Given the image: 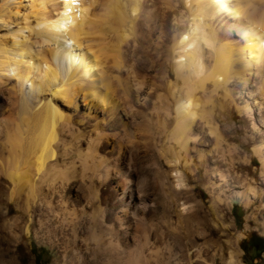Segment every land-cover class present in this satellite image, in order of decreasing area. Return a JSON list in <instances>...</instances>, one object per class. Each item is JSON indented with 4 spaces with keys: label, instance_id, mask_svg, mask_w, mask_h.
<instances>
[{
    "label": "bare ground",
    "instance_id": "bare-ground-1",
    "mask_svg": "<svg viewBox=\"0 0 264 264\" xmlns=\"http://www.w3.org/2000/svg\"><path fill=\"white\" fill-rule=\"evenodd\" d=\"M261 1L29 0V14L22 17L14 30H9L7 37L0 38V87L9 86V92L18 95L21 104L22 125L17 130L21 127L22 131H17V135L7 132L5 145L0 138L7 153L5 164L11 169V181L30 185L29 194L36 186L53 184L57 175H64L61 163L65 164L64 157L69 153L66 140L78 129L72 121L74 113L85 111L90 116L94 109L101 108L125 120L127 115L113 96L114 81L124 72L128 80L126 87L122 85L126 98L145 106L149 91L146 96L141 92L148 87L147 78L152 73L149 89L154 91L165 84L169 94L158 93L152 102L156 116L174 125L170 140L175 155L166 161L171 171L168 186L175 196L190 195L194 206L173 201L181 223L186 214L189 216L187 233L178 240L176 250L164 236L160 246L148 248L151 241L145 237L138 253L111 257L106 264H212L206 260L209 241L199 243L204 234L200 231H207L209 226L205 227L209 217L205 224L201 222L206 206L201 200L203 190L209 194L206 213L217 229L223 228V210L233 197L248 209L255 206L256 213L264 209V141L253 148L249 157H239L233 148L228 149L227 155L219 154L217 147L222 138L210 119L215 110L213 99L218 96L231 104L233 97L250 95L255 88L260 104L264 105ZM23 2L0 0L2 27L9 28L12 23L7 17L19 15ZM108 19L119 25V31L111 36L117 42L113 68L118 76L107 67V51L95 43L96 38L90 37L95 33L93 29H98L97 24ZM250 109L246 103L236 107L239 113L248 115ZM205 137L213 138L217 146V159L213 161L201 150L195 158L190 155L197 145L206 143ZM94 158L91 163L95 176L102 163ZM256 160L261 164L259 179L254 177L256 172L250 171L251 177L241 170L243 165L256 164ZM104 169L108 175L110 167ZM88 183L93 187L92 178ZM64 210L68 211L67 207ZM26 212L31 218L33 211ZM67 215L69 223L78 221L76 213L68 211ZM92 240L101 250L100 235L92 234Z\"/></svg>",
    "mask_w": 264,
    "mask_h": 264
},
{
    "label": "rangeland",
    "instance_id": "rangeland-1",
    "mask_svg": "<svg viewBox=\"0 0 264 264\" xmlns=\"http://www.w3.org/2000/svg\"><path fill=\"white\" fill-rule=\"evenodd\" d=\"M29 4V0H24L19 15L7 17L8 22L12 23L9 28L2 27L0 23V38L7 37L9 30H14L22 17L29 14ZM261 4L264 10V0ZM111 20L100 21L102 23L96 26L99 30L93 29L95 33L90 37L96 38L95 43L107 51L106 64L107 67L109 65V71L114 72L117 42L113 37L119 31V25ZM113 72L112 75H117ZM123 74L124 72H120L118 80L113 83V96L120 102L119 107H122L127 118L119 120L118 116H112L101 108L94 109L90 116H86L85 111L74 113L76 115L72 121L77 123L75 133L78 132L76 135L74 133V138L66 140L69 153L64 157L65 164L61 163L64 175H57L53 184L44 183L38 188L36 186L30 194V185L14 184L9 176L11 169L5 164L7 153L0 145V264H106V260L111 257L138 253L145 237L151 241L148 248L150 245L154 248L160 246L162 236L169 239L174 250L179 247L178 240L187 233L189 216L186 214L181 223L173 201L188 202L190 206H194V202L190 200V195H173L168 186L171 171L166 161L175 155L174 148L171 147L173 142L170 140L174 125L163 122V118H157L152 106L157 94L169 96L168 90L166 91L165 84L154 91L149 89L153 80V74L150 73L146 82L148 87L141 92L146 96V91H149L147 102L145 106L137 105L133 99L126 98V88L122 85L127 86L128 80ZM2 86L1 143L7 132L17 135V131L21 130V127L19 130L17 127L22 125L19 121L21 104L18 95L9 92V86ZM233 100L234 103L230 104L229 100L228 102L219 96L218 99H213L215 110L210 119L222 138L221 145L217 147L213 138L205 137L206 143L200 147L197 145L196 151L190 152L194 158L201 150L203 154H207L209 161H213L217 159L214 152L217 148L219 154L227 155L228 149L233 148L239 157H249L253 148L264 141V105L260 104L259 93L252 88L250 95L247 93L242 97L235 96ZM244 103L251 108V114L236 110L237 106L242 107ZM17 140L19 141L18 136ZM69 140H72L70 144ZM92 157L102 163L95 176ZM256 162L254 165H243L241 170L251 177V172H256L254 177L259 179L261 164L258 160ZM105 167H110L108 175L105 174ZM89 178L94 182L93 187L88 183ZM203 192L202 203L208 206L209 194L204 190ZM194 193L200 195L197 190ZM228 202V207L223 210L227 224H224V230L212 225L206 206L203 207L204 219L201 222L206 223L205 227L209 226L206 227L207 231H200L204 234L199 243L209 241L206 248L207 262L264 264V209L256 213L255 206L248 209L236 197ZM64 207L76 213L78 221L69 223L68 211ZM27 210L33 211L31 218H28ZM94 233L100 235L101 250L98 249V243L95 244L92 240Z\"/></svg>",
    "mask_w": 264,
    "mask_h": 264
}]
</instances>
